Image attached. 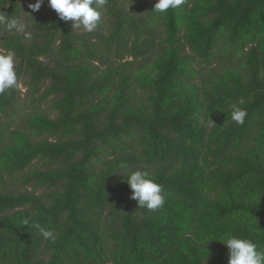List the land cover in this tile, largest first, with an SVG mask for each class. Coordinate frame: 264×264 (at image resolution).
<instances>
[{"label":"trees","instance_id":"16d2710c","mask_svg":"<svg viewBox=\"0 0 264 264\" xmlns=\"http://www.w3.org/2000/svg\"><path fill=\"white\" fill-rule=\"evenodd\" d=\"M35 2L0 0L31 27L0 24L18 77L0 94V264H228L229 235L264 251V0H107L92 32ZM136 170L161 209L131 198Z\"/></svg>","mask_w":264,"mask_h":264},{"label":"clouds","instance_id":"9594fccd","mask_svg":"<svg viewBox=\"0 0 264 264\" xmlns=\"http://www.w3.org/2000/svg\"><path fill=\"white\" fill-rule=\"evenodd\" d=\"M107 0H48V5L58 14L63 21H72L73 29H80L92 32L102 20L101 9ZM183 0H157L154 10L161 13L167 12L170 8H177ZM44 0H36L29 7L35 12L39 11ZM0 24H3L9 31H16L24 34L25 39H31V34L19 18H7L0 16ZM15 55L12 52L0 54V94L7 90L18 87V77L15 70ZM247 112L238 105L232 106L231 119L238 124H243ZM127 184L132 190L131 198L138 202L140 208L146 207L151 211L161 209L166 198L163 194V187L157 183L148 171L136 170L128 174ZM27 223V221H25ZM45 239H54V233L41 228ZM229 249L228 264H264V251L251 239L229 235L223 242Z\"/></svg>","mask_w":264,"mask_h":264},{"label":"rangeland","instance_id":"374dc122","mask_svg":"<svg viewBox=\"0 0 264 264\" xmlns=\"http://www.w3.org/2000/svg\"><path fill=\"white\" fill-rule=\"evenodd\" d=\"M23 24L26 26V29H27V31L29 32L30 29H31L30 24H29V23H24V22H23ZM0 51L3 52V53H5V54H7V53H6L5 51H3V50H0ZM20 89H21L22 94H23V97H24V95L26 94V88L21 84V85H20ZM40 110L43 111L44 113H46V114L52 116V117H55V116H56V111L52 108V102H51V101L46 102ZM29 112H31V111H30V110H27L26 113H29ZM25 115H26V114H24V113L21 114L19 121H17L18 124H22V122H23L22 120L26 117ZM38 167H39V165L36 164V165H34L32 168L28 169L24 174H27L28 172H30V171H32V170L38 168ZM24 174H23V175H24ZM21 176H22V175H20V174H16V175L13 176V178H7V186H8L10 189L13 190V189L17 186V185H16L17 182H15V181H17V180L20 181ZM18 187H19V186H18ZM22 190H23V189H22ZM30 190H31V188H30ZM40 193H42V191H40Z\"/></svg>","mask_w":264,"mask_h":264}]
</instances>
